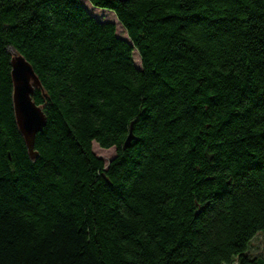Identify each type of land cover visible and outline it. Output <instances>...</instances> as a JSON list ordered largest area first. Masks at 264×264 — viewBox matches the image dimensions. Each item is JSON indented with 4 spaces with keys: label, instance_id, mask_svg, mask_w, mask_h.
<instances>
[{
    "label": "trees",
    "instance_id": "16d2710c",
    "mask_svg": "<svg viewBox=\"0 0 264 264\" xmlns=\"http://www.w3.org/2000/svg\"><path fill=\"white\" fill-rule=\"evenodd\" d=\"M86 1L0 0V264H264V0Z\"/></svg>",
    "mask_w": 264,
    "mask_h": 264
},
{
    "label": "water",
    "instance_id": "95a60500",
    "mask_svg": "<svg viewBox=\"0 0 264 264\" xmlns=\"http://www.w3.org/2000/svg\"><path fill=\"white\" fill-rule=\"evenodd\" d=\"M11 77L13 81L12 101L15 120L28 146L30 156L34 157L36 155L33 150L35 135L46 124L42 108L32 99L34 88L39 82L31 65L22 55L16 52L13 54ZM132 139H134V136L129 133L123 146L127 147Z\"/></svg>",
    "mask_w": 264,
    "mask_h": 264
},
{
    "label": "rangeland",
    "instance_id": "374dc122",
    "mask_svg": "<svg viewBox=\"0 0 264 264\" xmlns=\"http://www.w3.org/2000/svg\"><path fill=\"white\" fill-rule=\"evenodd\" d=\"M82 4L87 9V11L93 15L98 21L101 22H112L115 24L116 34L117 36L128 40L129 38L126 35V32L122 25L118 22L113 12L107 9L97 8L92 6L90 3H87L86 0H82ZM133 59L136 67L140 68V60L137 54V51H133ZM93 152L96 156L103 160L105 165L108 164L110 159L115 156L116 150L114 147L104 149L98 146L96 142L92 144ZM249 253L251 255H263L264 256V235L259 233L255 235V237L251 240L249 245Z\"/></svg>",
    "mask_w": 264,
    "mask_h": 264
},
{
    "label": "snow or ice",
    "instance_id": "6c2138e0",
    "mask_svg": "<svg viewBox=\"0 0 264 264\" xmlns=\"http://www.w3.org/2000/svg\"><path fill=\"white\" fill-rule=\"evenodd\" d=\"M37 151H38V149H37Z\"/></svg>",
    "mask_w": 264,
    "mask_h": 264
}]
</instances>
